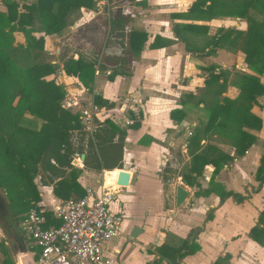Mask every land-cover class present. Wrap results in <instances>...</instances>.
<instances>
[{
    "label": "crops",
    "instance_id": "obj_1",
    "mask_svg": "<svg viewBox=\"0 0 264 264\" xmlns=\"http://www.w3.org/2000/svg\"><path fill=\"white\" fill-rule=\"evenodd\" d=\"M192 1L94 0L89 8L79 7L77 15L63 32L46 34L43 38L44 52L56 65L53 75L57 82L83 102L92 100L94 93L99 95L108 103L95 104V122L99 125L104 118L112 120L113 117L118 119L114 123L124 129L120 158L105 159L107 164L115 161V165H119L114 166L115 169H86L82 159L74 164L79 168L75 180L83 188L90 185L99 190L102 182H113L116 187L110 208L120 212V231L103 244L104 254L112 258L110 264H168L166 257H159L157 247L163 245L168 249L184 238L189 240L193 232L198 248L180 256V264H211L225 252L229 254L227 264H264V245L248 234L264 205V180L258 185L254 176L260 155L264 153V93L259 94L257 102L244 111L242 127L256 137L242 154H234V147L221 136L236 131L224 128L219 120L210 131L204 135L201 132L207 116L205 105L213 99L204 84L205 67L214 65L215 69L225 70V81L219 95L235 100L239 89L231 82L232 72L240 71L239 68L241 72L252 71L246 66L239 49L216 46L213 52L205 53L200 47L218 27L245 29L246 21L232 15L202 18L189 13ZM116 8L126 16V20L122 29L111 32L115 37L111 39V45H122L123 36H127L130 29L145 31L146 40L135 56L127 52V46L123 47V54H107L105 57H125L127 61H117L111 69L117 68L119 72L111 77L110 72L103 70L109 63L105 61L99 73L93 76L89 90L75 76L64 73L61 62L64 51H61L60 44L66 36L65 44L70 47L66 56L76 57L77 53L86 57L94 55L95 52H90L93 46H78L74 33L99 13ZM177 22L203 27L195 25L193 30H189L180 26L174 31ZM154 35L159 37L157 42L160 46L150 47ZM232 65L238 68L233 69ZM259 78L264 84V72ZM217 84L215 82L211 87ZM173 108L183 111L178 120L169 115ZM125 119L129 121L124 122ZM195 129H199L198 142L189 138ZM78 130L72 132L74 145L79 143ZM206 142L233 155L214 179L227 189L246 194L241 201L236 202L231 196L220 201L213 191L205 196H195V186L181 180L179 173L187 165L190 151ZM84 147L83 142V150ZM118 168L129 171L126 185H115L114 176ZM211 169L210 163L204 164L201 175L196 178L202 187L207 185ZM178 184L187 191V195L179 205H175L174 189ZM36 190L39 196L37 204L44 208V213L50 211L55 217L52 207L64 198L52 192L51 183H42L39 179ZM208 212H211L209 218ZM133 226L140 230L131 236ZM19 240L35 263L37 247L31 243L26 245L22 236Z\"/></svg>",
    "mask_w": 264,
    "mask_h": 264
},
{
    "label": "trees",
    "instance_id": "obj_2",
    "mask_svg": "<svg viewBox=\"0 0 264 264\" xmlns=\"http://www.w3.org/2000/svg\"><path fill=\"white\" fill-rule=\"evenodd\" d=\"M93 3L94 0H0V190L10 211L11 228L16 231L22 213L39 199L32 183V175L37 168L39 180L42 183H51L52 192L60 198H66L83 193V187L75 180L79 168L71 163L75 149L84 153L82 165L86 169L113 170L114 166H119L115 165V161L111 164L105 163L107 157L120 158V145L124 135V129L110 118H104L91 136L78 130L79 143L74 145L70 129L78 127L79 120L75 112L60 106L64 89L50 77L56 65L45 59L44 39L41 34H35L61 32L77 15L76 11L80 6L89 8ZM188 11L202 18L232 15L246 21L245 29L234 26L218 27L200 47L205 53L213 52L216 46L239 49L243 53L246 66L252 71L233 74L231 82L239 89L238 98L235 100L219 95L225 81V70L215 69L214 65L205 67L207 73L204 84L213 99L205 105L207 116L201 132L204 135L210 131L219 120L224 128L236 131L234 134L221 136L234 147V154L240 155L256 137L253 132L242 127L244 111L249 110L257 102L256 97L264 93V84L259 78L264 72V0H193ZM125 20L126 16L117 8L110 9L107 13H99L76 29L75 40L78 46L87 44L97 51L107 28L110 32H117L123 28ZM195 25L198 28L203 27L194 23L177 22L174 24V31L180 26L193 30ZM15 31L23 34L22 41H14ZM158 38L154 35L149 46H160ZM145 40V31L130 29L126 36L127 52L137 55ZM104 58L109 63L127 61L125 57ZM61 62L65 74L75 76L83 86L91 90L93 58L77 53L76 57H62ZM118 72L117 68H113L109 76ZM220 77H223L221 81ZM215 82L218 84L211 87ZM92 100L95 104L108 103L95 93ZM169 115L178 120L183 116V111L173 108ZM189 138L192 142H198L199 129H195ZM232 158V154L212 143L199 144L197 149L190 151L189 161L179 173L180 178L184 183L195 186V196H205L213 191L220 201L231 196L239 202L246 194L227 189L214 179L218 170ZM206 163H210L212 169L207 185L202 187L196 178L201 175L202 167ZM16 172L22 174L12 180ZM254 176L258 185L264 180V153L260 155ZM210 215L211 212H208L207 217ZM44 217V225L59 223L50 211H46ZM17 232L24 238L21 231ZM248 234L264 245V205L258 211L256 221L250 226ZM197 248L198 244L193 239L184 238L168 249L159 245L157 251L159 257L167 258L168 264H180V256ZM0 253V264H13V256L2 241ZM228 258L229 254L225 252L217 256L211 264H227Z\"/></svg>",
    "mask_w": 264,
    "mask_h": 264
},
{
    "label": "built area",
    "instance_id": "obj_3",
    "mask_svg": "<svg viewBox=\"0 0 264 264\" xmlns=\"http://www.w3.org/2000/svg\"><path fill=\"white\" fill-rule=\"evenodd\" d=\"M111 39L115 37L107 28L97 52L88 56L94 59L93 76L99 73L107 54H123V47L127 46L126 36H123L122 45L117 47L111 45ZM114 65L115 63H108L103 70L109 73ZM62 105L76 113L78 129L86 136H91L98 125L94 120L97 105L93 100L83 102L64 88ZM112 121L118 122V119L112 117ZM79 156L80 150L75 149L72 159L80 161ZM112 183L102 182L99 190L87 185L81 195L59 200L52 207L53 215L59 220L56 225L43 224L44 208L37 203L31 204L22 213L20 222L24 236L37 247L35 264L111 263L112 258L103 252V244L119 233L121 224L120 212L110 208L116 189ZM14 264H19L16 259Z\"/></svg>",
    "mask_w": 264,
    "mask_h": 264
},
{
    "label": "rangeland",
    "instance_id": "obj_4",
    "mask_svg": "<svg viewBox=\"0 0 264 264\" xmlns=\"http://www.w3.org/2000/svg\"><path fill=\"white\" fill-rule=\"evenodd\" d=\"M26 1H30V0H26ZM64 28H66V27H64ZM63 31L64 30H62L61 32H63ZM61 32H59V34ZM35 34H41L43 38L46 35L45 33H42V32H36ZM50 34H52V33H50ZM13 35H14V41H22L23 40V34L20 31H15L13 33ZM62 40H63V43H62V45L60 44V49H61V51H64V52H62V54L64 55L62 57H65L66 56L65 54L66 53H69L70 47L65 44L66 43L65 40H67L66 36H64V38H62ZM43 47H44V49L46 48L44 41H43ZM90 52H97V51L94 48H92V49H90ZM44 57H45V59H47L49 61L51 59V56L49 54H47L46 52H44ZM236 61L237 60L235 59L234 60V64H235ZM237 68H238L237 66H235V65L233 66V69H237ZM239 70L240 71L234 70L232 72V74H234L235 72H241L242 71V69H240V68H239ZM50 77L53 78L56 83H58L57 80L55 79L53 73L50 74ZM59 103H60V106L61 107L65 108L62 105V98L60 99V102ZM67 109H69V108H67ZM69 110L71 112H74L71 109H69ZM78 128H79V126L70 129V131H73L74 129H78ZM21 174H22L21 172H16L15 175L13 176L12 180L14 178L20 176ZM38 174H39V172H38V168H37V171L32 175V183H34L35 187L38 184V179H39V175ZM10 217H11L10 216V211L8 210V207L6 205V198H5L4 194L2 193V191L0 190V241L3 242V244L8 249L9 253H11V255L14 256L13 255V249H12V247L10 245V240L11 239H16V235H19V233L17 231H21V233H22V235L24 237V240H25V244L26 245H29L30 241L28 239H26L25 236H24V231H23V229L21 227L20 219L18 220V223H17V231H16L13 228H11V225H10V222H11ZM16 241L19 242L20 240L19 239L18 240L16 239ZM0 257H1V253H0ZM13 264H14V257H13Z\"/></svg>",
    "mask_w": 264,
    "mask_h": 264
},
{
    "label": "water",
    "instance_id": "obj_5",
    "mask_svg": "<svg viewBox=\"0 0 264 264\" xmlns=\"http://www.w3.org/2000/svg\"><path fill=\"white\" fill-rule=\"evenodd\" d=\"M79 157L80 159H82L83 153H81ZM71 163L77 164V161L75 159H72ZM128 178H129V171L123 168L117 169V173L115 177L116 184L120 186L126 185L128 183ZM186 195H187V191L181 185L179 184L176 185L174 189V204L179 205ZM138 230L140 229H138L137 226H133V228L130 231V235L134 236ZM18 238L20 239L21 236L17 235L16 239ZM193 238H194V232L189 236V240H192ZM16 239H11L10 245L13 249V255L18 261V263L19 264H35L32 255L26 252V249L22 241L17 242Z\"/></svg>",
    "mask_w": 264,
    "mask_h": 264
}]
</instances>
